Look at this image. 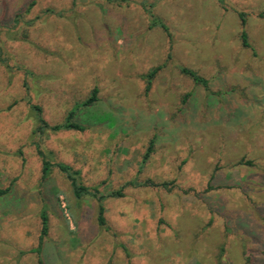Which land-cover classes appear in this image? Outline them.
I'll return each instance as SVG.
<instances>
[{"label":"rangeland","instance_id":"rangeland-1","mask_svg":"<svg viewBox=\"0 0 264 264\" xmlns=\"http://www.w3.org/2000/svg\"><path fill=\"white\" fill-rule=\"evenodd\" d=\"M94 88L86 130L33 132V106L54 125ZM37 146L97 196L126 185L102 202L106 228L97 197L76 199L55 167L42 178ZM6 189L0 264H264V0H0Z\"/></svg>","mask_w":264,"mask_h":264},{"label":"trees","instance_id":"trees-1","mask_svg":"<svg viewBox=\"0 0 264 264\" xmlns=\"http://www.w3.org/2000/svg\"><path fill=\"white\" fill-rule=\"evenodd\" d=\"M222 1V0H221ZM35 2H31L28 6V9H30ZM28 11V10H27ZM149 12V11H148ZM150 13V12H149ZM240 19H241V24L244 26L245 20L243 19V15L239 14ZM150 27L149 28H154V27H160L166 34H169L168 32V27L165 25V23L159 19L158 17L154 16L153 14H150ZM13 39H17L15 35H13ZM241 41L243 47L250 48V45L247 41V33L243 30L241 32ZM163 67V65L156 66L152 68L146 75H143L142 78L145 79L146 82V87L145 91L147 92L150 89L151 86V81L153 77L160 71V69ZM180 72L188 77H190L195 84L201 85L207 89L208 81L205 80L204 78L200 77L195 71L188 69L186 67H180ZM97 93L98 90L97 88H94L91 92V94L86 98L85 100L78 102L75 104V107L70 110L64 121L54 124V125H49L42 117V110L39 106H33V109L35 111V118L37 121V125L35 130L33 131L34 133L37 134H44L47 131L48 132H60V131H79L82 132L86 130V127L76 120V116L78 113L84 109H87L91 107L92 105L95 104V102L98 100L97 98ZM36 152L38 156L41 158L42 162V178L45 179L47 175L51 172L52 167L57 168L63 175L65 176L66 180L69 182L71 191L73 196L76 199H81L86 196L90 197H97V202H98V207H97V223L100 227L106 228V221L104 217V212L105 208L103 206V200L106 197H115V198H120L123 196V190L126 187V185L120 186V188L116 191H111L106 195H98V190L97 188H90L87 186H84L81 181H80V172L78 170L72 169L70 166H67L62 163H56L54 165L50 164L47 160H45V154L38 148L36 147ZM153 152V140L150 141L149 146L142 158V163H145L147 159L150 157V155ZM215 178V175L212 176V180ZM128 185H133V183H129ZM169 183L163 182V183H153L149 180L143 182L142 186H154V187H162L163 189H166L170 191ZM215 186L211 185L209 188L206 190L214 189ZM218 188V187H216ZM8 189L6 190H0V195L6 194ZM41 219H42V227H41V232L39 236V241H38V246L33 250L39 257L41 254V246L43 244V239L46 237L47 232H48V226H47V216L45 213L41 214ZM246 260L248 261V264H251V259H249V256H247Z\"/></svg>","mask_w":264,"mask_h":264}]
</instances>
